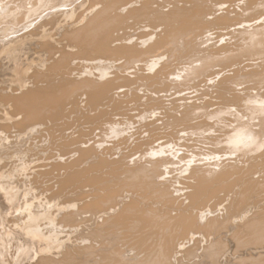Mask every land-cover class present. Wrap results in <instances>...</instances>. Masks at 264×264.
I'll return each mask as SVG.
<instances>
[{"label": "bare ground", "instance_id": "6f19581e", "mask_svg": "<svg viewBox=\"0 0 264 264\" xmlns=\"http://www.w3.org/2000/svg\"><path fill=\"white\" fill-rule=\"evenodd\" d=\"M0 264H264V0H0Z\"/></svg>", "mask_w": 264, "mask_h": 264}, {"label": "rangeland", "instance_id": "374dc122", "mask_svg": "<svg viewBox=\"0 0 264 264\" xmlns=\"http://www.w3.org/2000/svg\"><path fill=\"white\" fill-rule=\"evenodd\" d=\"M138 111L137 110H133V113H137Z\"/></svg>", "mask_w": 264, "mask_h": 264}]
</instances>
